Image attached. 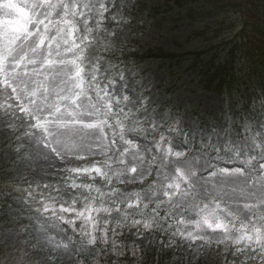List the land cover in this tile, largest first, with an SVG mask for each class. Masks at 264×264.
<instances>
[{
    "label": "snow or ice",
    "instance_id": "snow-or-ice-1",
    "mask_svg": "<svg viewBox=\"0 0 264 264\" xmlns=\"http://www.w3.org/2000/svg\"><path fill=\"white\" fill-rule=\"evenodd\" d=\"M112 8L119 10L115 0L111 7L109 0H0V141L8 151L14 148L16 159L21 160L16 175L23 174L28 183L27 198L13 197V192L21 189L0 187V197L16 199V207H7L14 222V237L24 242L23 249L15 250L11 259L0 255V264H117L122 245L114 237L127 234L143 242L140 228L167 236L173 210L188 212L201 203L207 207L216 197L232 209L225 213L228 222L235 226L239 221L233 235L238 264H264V184H257L264 161L256 156L237 159L232 147L235 141H217L211 151L205 145L198 156L191 152L186 156L192 133L183 132L176 122L168 125L165 121L166 129L156 123L163 116L152 115L131 74L126 75L118 65L115 71L108 66V46L103 48V72L94 61L85 63L80 58L81 45L87 42L91 46L98 34L103 35L93 26L95 17L112 13ZM72 35L79 37L75 48L68 42ZM85 81L89 87L82 89ZM101 114L108 119H101ZM123 114H127L131 128L118 141L113 136V142L121 152L124 146L139 143L145 154L132 151V156L144 163L131 167V177L126 170L118 171V179L125 185L144 184L150 177L153 184L166 183L171 190V195L163 193L167 201L149 188L142 195V205H138L128 201L141 193L77 182L81 172L87 177L91 171L93 179L102 180L104 185L112 183L105 179L112 173L110 165L104 168L103 160L91 163L100 155L91 151V146L101 143L98 136L107 135L104 126ZM96 119H101V124L93 122ZM137 124H142L143 136L136 132ZM154 133H163L169 153L175 150L174 160L164 159V149L157 147ZM69 147L77 149L74 156L80 162L91 163L90 170L77 167L71 171L61 166L60 161L73 158L68 155ZM157 152L161 154L159 160L155 159ZM261 152L264 155V148ZM25 153L42 160L43 165L23 163ZM5 163L11 166L14 161ZM158 167L168 173L164 180H160L164 173L157 171ZM243 196L256 197L260 202L243 201ZM125 204L137 214L124 215ZM215 207L224 211L220 204ZM141 212L143 219L139 218ZM205 224L212 232L228 228V224L221 228L215 216L212 223L206 218ZM3 236L0 230V238ZM124 247V255H128ZM138 250L139 246L131 254Z\"/></svg>",
    "mask_w": 264,
    "mask_h": 264
},
{
    "label": "rangeland",
    "instance_id": "rangeland-1",
    "mask_svg": "<svg viewBox=\"0 0 264 264\" xmlns=\"http://www.w3.org/2000/svg\"><path fill=\"white\" fill-rule=\"evenodd\" d=\"M175 1L177 0H115V3L119 5V10L112 8V13H115L114 15L112 13H104L95 17L93 26L96 28L97 33L102 32L103 35L98 34L91 46H89L87 42L81 45L80 49H78L80 58L85 63L94 61L96 66L101 68V72H103V68L105 67V55L103 54L104 46H108L109 54L110 51L116 52L119 47L127 44L132 39L137 42L135 44L136 53H141L143 50L152 47H161L165 51H170L172 53H189L194 49L200 51L205 50L206 41L198 36L192 37L193 35L191 34L197 29H200L203 23L213 28L214 25H216L215 19L207 18L201 25H194L181 17L175 16ZM111 5L112 0H109V6L111 7ZM153 7L161 8V10L153 12ZM105 16H107V19H105ZM229 18L232 19L226 20L224 27H226L229 22L230 24L233 23L236 17L230 14ZM198 20L201 22V19ZM115 21H118V23L117 26L113 28L110 24ZM103 24L105 25L104 29L102 27ZM239 24L238 22L236 23L237 26L234 24V26L230 28L231 39L239 35L240 30L236 29L239 27ZM224 34L229 35L230 32L228 31ZM206 36L210 38V36ZM223 39L224 38L221 37L218 39V42H221ZM78 40V36L72 35L69 36L68 42L73 44V48H75V42ZM69 58L74 57H71L69 54ZM56 59L59 58L57 57ZM246 68L245 66L243 69ZM122 69L126 75L131 74V78L135 80V87L139 89L140 95L148 102V106L152 109V115L163 116V119L156 121V123L163 125L166 129L167 125L164 124L165 121L168 122V125L176 122V124L182 127L183 132L192 133L193 139L188 146V151L185 152L186 156L189 152L198 156L200 150L205 145H209L208 150L211 151V146L215 145L217 141H219L220 144L232 143V141H235L232 147L236 152L237 159H245L247 156H256L259 160L264 161V155H262L261 152V148H264V122L261 120L262 116L257 115L254 120L251 118L245 120L244 118L242 122L239 121L237 115L239 116L240 113L234 112L230 105L234 100L233 97L228 100H223L217 94L198 87L192 83L190 75L186 72L180 74L177 83H172L173 79L166 70L154 61L145 62L134 70L130 66L122 67ZM81 79H83V77H81ZM88 87L89 82L85 81L82 85V89H87ZM97 87H99V85H97ZM242 87L243 86H241V88ZM243 94L245 95L246 93ZM236 97H240V92H237ZM250 97L254 103H257V109L260 105V95H248L246 97L248 103L251 100ZM241 102L242 100H240L239 105ZM143 107L144 105L141 106V109ZM238 107L237 105V108ZM248 110L249 109L246 110L247 113ZM237 118L239 126H233ZM101 119L108 118L101 114ZM101 119H96L93 122L101 124ZM112 125H115V129H113ZM104 127H106L107 135L98 136V139L102 142L91 146V151H98L100 153L91 163L103 160L104 168L110 165L112 173L106 176L105 179L110 180L112 183L104 185L102 180L93 179L95 174L91 173V171H89V176L87 177L81 172L80 176L77 178V182L83 180L87 185L93 187L114 186L130 193H141V196H132L128 201L138 205H142V195L146 189L149 188H152L154 193L158 191L161 198L167 201L168 197H165L163 193L168 191L171 195V190L167 189L166 183L163 185L160 182L153 184L152 178L150 177L144 184L136 183L125 185L118 179V171L126 170L128 176L131 177L134 175L131 173V167H141L144 163L143 160L136 159L131 154L132 151H137L141 156H144L145 153L141 150L142 146L139 143H133L131 148L124 146L123 152H121L117 149L116 143L113 142V136H115L118 141L119 136L127 134L128 129L131 128L127 114H123L119 118H113L110 124ZM235 127L239 129V132ZM136 132L139 133L140 136L144 135L142 124H137ZM155 135H157V147L162 146L164 149V159L167 160L171 158L174 160L175 150L169 153V145L163 143V133ZM181 139H183V137H181ZM237 144H240L241 147L237 148ZM0 145V167L10 172L11 179L16 180L17 184L20 185L21 192L27 194V180L24 178L23 174L16 175V172L19 171L17 166L21 163V160L16 159L14 148L8 151L7 145L2 141H0ZM257 145L261 147H257ZM191 147L194 148L189 151ZM245 148L247 151H242V149ZM75 151H77V149L69 147L68 155L73 156V158L68 159L66 157L63 161L59 162L61 166L71 171H74L77 167L81 169L88 168L90 170L91 163L88 161L80 162L78 158L74 156ZM25 155L27 156V160H24L23 163L29 166H42L44 163L42 160L34 159L27 153H25ZM160 156L161 154L157 152L155 159L159 160ZM6 160L14 161V163L10 166L5 163ZM121 160H123V163H120ZM233 163L235 164V161ZM253 163L255 164L256 161L254 160ZM178 170L181 171L182 174H185L183 169ZM157 171L164 173V175L160 176V180H164L165 175H168L166 169L162 167H158ZM173 182H176L175 177H173ZM249 183H252V181L250 180ZM257 184H264V171L260 173ZM181 187H183L182 182ZM217 190L213 191V196H216ZM254 191L259 194L260 189L256 188ZM21 192H13L12 195L14 198H20L22 196L20 194ZM237 195L242 194L237 192ZM14 198L4 199L3 202L0 203V210H2L0 211V217L10 221L8 226L0 227V230L4 232V236L0 238V243L6 245H11L13 243L17 244L20 243V241L23 242L19 237H14V222L12 214L8 211L7 207L8 205L16 207V199ZM177 198L178 194L173 196V199ZM243 201L260 202L256 197L250 196H243ZM216 204H220L224 211L222 212L217 209L215 207ZM124 208V215L137 214L135 209H127L126 204ZM231 211L232 209L229 208L228 204L219 197H216L215 201L207 207L201 203L199 207L190 209L188 212L177 213L173 210L168 217L172 225L166 236L169 238L168 243L166 245H160L159 243L155 244L158 249L156 252L162 258V261H160L161 264H185L181 260L178 251L183 257L191 256L194 260V264H223L227 258L238 262V257L236 255L237 246L233 239V235L237 229H239L240 225L238 220L235 226L228 222L225 213H230ZM214 216L220 219L221 228H223L224 224H228V228L224 229V231L218 230L217 232H212L211 228L207 227L205 224V219L207 218L208 222L212 223ZM139 218L143 219L142 212L139 214ZM213 227H215V224H213ZM138 232L140 235L144 233L143 236L145 239L143 242L134 240L127 234L124 237H114V239H117L122 245L119 256H124L125 245L129 252L128 256L132 255L130 251L132 252L135 250L137 246H139V250L136 252L141 251L143 248L149 249L148 245H150L152 239L150 237L154 232L151 230L145 232L142 228H140ZM158 232L163 235L162 232ZM243 259L246 260L247 255H245Z\"/></svg>",
    "mask_w": 264,
    "mask_h": 264
},
{
    "label": "trees",
    "instance_id": "trees-1",
    "mask_svg": "<svg viewBox=\"0 0 264 264\" xmlns=\"http://www.w3.org/2000/svg\"><path fill=\"white\" fill-rule=\"evenodd\" d=\"M160 10L161 8H152L153 12ZM174 11L175 16L198 26L207 18L215 19L216 25L213 28L203 23L200 29L191 34L192 37L198 36L206 41L205 50L172 53L160 47H152L137 54L134 52L135 42L132 41L124 46V52L120 50V56L109 55L110 65L122 66L127 60L129 65L136 68L143 62L153 60L161 67H166L174 78H177L181 71H186L191 75L193 83L202 89L222 97H233L235 104L242 100L241 111L249 105L246 99L248 95L261 93L260 98L264 100V0H177L174 3ZM230 14L236 17L235 21L224 27L225 21L232 19L229 18ZM198 19H201V22ZM235 22L240 23L236 28L240 32L231 39L230 28L236 25ZM228 31L230 34L225 35ZM221 37L224 39L218 42ZM245 66L247 68L243 69ZM237 92H240L241 99L236 97ZM0 187L20 189L16 180L11 179V173L1 167ZM20 194L27 198V194ZM3 200L4 198L0 197V203ZM9 223L8 219L0 217V227H6ZM167 241L166 236L154 232L149 249L143 248L135 255L119 256L117 264H161L162 258L156 252L158 249L155 244L166 245ZM23 247L22 241L11 245L0 243V255L11 259L15 250H22ZM180 258L185 264H194L191 257H183L180 254Z\"/></svg>",
    "mask_w": 264,
    "mask_h": 264
}]
</instances>
